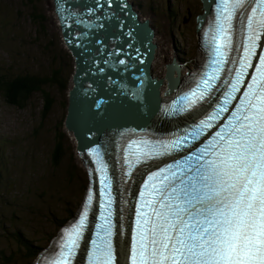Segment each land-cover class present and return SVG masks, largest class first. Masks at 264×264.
I'll list each match as a JSON object with an SVG mask.
<instances>
[{
    "label": "rangeland",
    "instance_id": "obj_1",
    "mask_svg": "<svg viewBox=\"0 0 264 264\" xmlns=\"http://www.w3.org/2000/svg\"><path fill=\"white\" fill-rule=\"evenodd\" d=\"M134 2L154 30L152 71L164 79L158 87L162 97L169 78L179 82L197 64L202 0ZM61 32L54 0H0V72L47 78L56 72L60 81L45 87L51 99L47 111L41 93L24 108L0 96V264H31L37 248L74 215L86 186L77 140L63 125L75 58ZM170 62L171 71H177H168ZM19 234L31 241L30 250L20 245Z\"/></svg>",
    "mask_w": 264,
    "mask_h": 264
},
{
    "label": "snow or ice",
    "instance_id": "obj_2",
    "mask_svg": "<svg viewBox=\"0 0 264 264\" xmlns=\"http://www.w3.org/2000/svg\"><path fill=\"white\" fill-rule=\"evenodd\" d=\"M243 3L244 0H220L209 41L215 43L217 37L222 38L223 43L214 48L217 56L227 54L221 49L231 45L228 34L231 21ZM255 4L247 17V41L229 98L238 91L237 84L251 67L259 30L264 29V0H255ZM255 73L232 113L233 120L226 130L216 133L217 139L208 146L211 152L205 149L211 159L199 164L197 175L189 178L190 186L175 172L163 175L164 169L147 177L135 211L130 264H264V54L259 56ZM209 79L201 81L205 89L209 87ZM198 89L185 97L189 106L205 95ZM228 102L226 99L225 103ZM200 123L210 127L205 121ZM178 143L161 147L168 150ZM162 154L155 148L132 153L137 162L141 155L152 158ZM181 184L185 186L179 187ZM87 201L90 205L91 194ZM86 217L87 205L79 223L64 233L60 257L64 264L78 247ZM106 234L110 236L111 232ZM93 244L96 250L89 264H113L111 241L101 238L100 244L96 241Z\"/></svg>",
    "mask_w": 264,
    "mask_h": 264
},
{
    "label": "water",
    "instance_id": "obj_3",
    "mask_svg": "<svg viewBox=\"0 0 264 264\" xmlns=\"http://www.w3.org/2000/svg\"><path fill=\"white\" fill-rule=\"evenodd\" d=\"M54 8L64 43L72 51L78 69L65 119L78 149L102 143L108 131L122 128L115 126L123 121L141 116V124L146 126V120L157 109L159 95L154 92L162 83L149 73L156 48L151 42L154 30L149 21L140 19L126 0H54ZM172 64H166L170 72ZM87 66H92V73H88ZM118 71L122 74L116 75ZM178 80L169 78L168 92ZM77 157L84 165L83 156L78 153Z\"/></svg>",
    "mask_w": 264,
    "mask_h": 264
},
{
    "label": "bare ground",
    "instance_id": "obj_4",
    "mask_svg": "<svg viewBox=\"0 0 264 264\" xmlns=\"http://www.w3.org/2000/svg\"><path fill=\"white\" fill-rule=\"evenodd\" d=\"M202 5L204 8V5H205L204 0H202ZM201 19H202V16L200 15L198 17V22ZM147 20L149 21V25H150V20L149 19H147ZM140 21H142V20H140ZM198 27H200V26H198ZM240 30H242L241 27L237 28V31H240ZM237 37H243V36L239 35ZM263 37H264V35H263ZM219 41L221 44L223 43L222 38H220ZM151 42H153V41L151 40ZM198 51H200L199 52L200 56L197 59L196 66L194 68L190 69L187 73L184 72V77L179 82H177L175 88L173 89V90H176V92H177L175 94V96L179 97V95H180L179 91L181 89L180 82H182L185 77L191 76V75L195 74V72H197V71H202L204 79H209V77H215V79H209V82L223 83V87L219 91H216L215 93H213L212 96L214 97V101L219 103L220 109L228 110V112L230 113V115L228 116V119H230L233 117L232 113L236 111L237 104L239 105V102L237 101V99L234 100L235 94L237 91L235 93H232L233 98L228 97V93L231 92L232 83L236 82V75H235V72L233 69V61H232L230 55L225 50L224 51L227 54L223 57L217 56L216 53L209 54L208 52H204L201 47L199 48ZM155 54H156V50H155L153 58H155ZM220 60H222L223 63H219L218 61H220ZM153 62H154V59L150 63L149 73L151 74L152 77L159 78V77L153 75V71H152ZM86 63H88V62L86 61ZM91 67L87 66V71L89 74L93 72ZM153 69H154V67H153ZM173 69L176 71L178 70L176 67H174ZM173 71H171V72H173ZM168 73L169 72L166 71V74H168ZM251 73H252L251 70H249L250 76H251ZM119 74H122V73L120 71H118L116 75H119ZM159 79H162V83H161V85H162L164 79L162 77H160ZM170 79H173V77ZM175 79H177V77H174V80ZM169 83L170 82L168 79L167 80V86ZM237 86H238V84H237ZM93 89H94V87L92 86V90ZM164 91H163L164 93L162 92V94H163L162 97L160 96L161 89L157 88V90L154 92L155 94L159 95L158 106H157V109L155 110L154 114L152 115L151 119L149 118L151 123L155 124V127L157 130L170 129L171 131H175V130L178 131L180 125L184 121L187 122L189 119H192L195 121L196 118H201L202 119L201 121H205L209 125L215 124L220 119L224 120V118H221V117H214V118L210 119L209 117H213V116L208 115L205 112L204 106H198L196 108L185 109L184 107L180 108L179 103L178 104L167 103L165 101V97L170 92H168V88H167V90L165 89ZM135 92L136 91H133V94ZM95 93L98 94L97 91H95ZM85 97L90 99L89 93H86ZM180 99L183 100V97H181ZM226 99L229 100L228 103H225ZM129 103H131V101H129ZM125 105L128 106L129 104L126 103ZM157 114H160V117ZM141 119H142V117L138 116V117H136L130 121H123L121 124L115 126V127H122V128H113L112 131L108 134V136L109 137H112V136L118 137V138H120L122 143L126 144L125 140H126L127 134L125 131V127H127L130 131H134V130L138 129V127L143 126L141 124ZM71 134L73 137L74 133L72 131H71ZM131 134L133 135V133H131ZM133 137H134V135H133ZM84 155L89 157V153L86 151L84 152ZM103 158L105 159L106 164L109 166V168L114 170L115 178L119 181V183L125 182V183L131 184L133 186V188H134L133 191H135V193H136L134 196V199H133V202L136 205L133 208V211L135 212L136 208L139 205V199H140L139 193L141 192V190L143 188V184H144L145 180L143 178H138L135 175H133L131 173V171H134V170H132L131 168H129L126 165H122L116 159V157L114 156V146L112 144L107 143L104 146ZM163 169L165 171H186L184 168L177 167V166H168V167H165ZM110 241H111V245H112V250L114 252L115 243L112 240H110ZM127 243H128L127 235L125 236L124 239H122L119 235L116 236V250H117V254H118V262L119 263L126 258L125 255H126ZM81 264H83V263H81Z\"/></svg>",
    "mask_w": 264,
    "mask_h": 264
},
{
    "label": "trees",
    "instance_id": "obj_5",
    "mask_svg": "<svg viewBox=\"0 0 264 264\" xmlns=\"http://www.w3.org/2000/svg\"><path fill=\"white\" fill-rule=\"evenodd\" d=\"M2 74L3 73L0 74V96L3 97L8 104L18 108H24L27 101L33 94L41 93L43 109L47 111L51 106V99L45 87H47L48 84H50L49 86L54 83L60 84V81L57 79L58 76L56 75V72L52 73L50 78L40 77L36 74H23L14 77H7L3 74L7 78L6 79ZM55 164H57L56 160ZM19 236L20 241L18 240V242L20 245L24 246V249L30 250L33 247L32 243H30L31 241L24 239L20 234Z\"/></svg>",
    "mask_w": 264,
    "mask_h": 264
},
{
    "label": "flooded vegetation",
    "instance_id": "obj_6",
    "mask_svg": "<svg viewBox=\"0 0 264 264\" xmlns=\"http://www.w3.org/2000/svg\"><path fill=\"white\" fill-rule=\"evenodd\" d=\"M131 4H132V7L135 8L136 4H135L134 0H131ZM152 70H153V67H152Z\"/></svg>",
    "mask_w": 264,
    "mask_h": 264
}]
</instances>
